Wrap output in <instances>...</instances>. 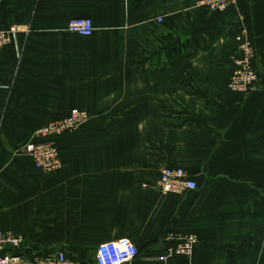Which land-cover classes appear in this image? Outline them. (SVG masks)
<instances>
[{
  "label": "crops",
  "instance_id": "1",
  "mask_svg": "<svg viewBox=\"0 0 264 264\" xmlns=\"http://www.w3.org/2000/svg\"><path fill=\"white\" fill-rule=\"evenodd\" d=\"M198 1L0 0V31L18 28L0 48V229L21 239L5 254L94 264L99 244L128 238L142 264L172 231L197 242L169 262L264 264V0ZM77 17L89 36L67 30ZM242 32L247 96L227 87ZM74 108L89 117L52 139L61 167L36 169L23 146ZM164 167L197 188L162 194Z\"/></svg>",
  "mask_w": 264,
  "mask_h": 264
},
{
  "label": "built area",
  "instance_id": "2",
  "mask_svg": "<svg viewBox=\"0 0 264 264\" xmlns=\"http://www.w3.org/2000/svg\"><path fill=\"white\" fill-rule=\"evenodd\" d=\"M236 0H200L198 7L208 12L223 11L233 5ZM158 21H161L158 19ZM67 30L83 36L92 33L93 26L90 18L77 17L67 22ZM18 31L17 26H11L6 31H0V48L13 40ZM239 43L240 57L235 61L227 87L232 92L247 96L256 86L258 75L254 68L255 52L251 39L242 32L236 36ZM89 115L79 109H72L69 114L58 120L51 121L37 129L34 133L36 141L23 146L22 154L28 156L34 167L43 172H54L61 167L59 151L52 139L67 132L76 131ZM162 194H182L195 190L196 183L190 179L181 168H161L159 176L154 183ZM167 243L166 252L157 256L153 261L142 264H176L169 262V258L188 256L197 242L194 234L180 235L169 231L162 237ZM21 242L20 237L3 232L0 229V264H89L84 260L69 258L63 251H56L35 261H29L12 253L5 254L6 248L16 249ZM138 248L128 238L108 241L98 245L94 256V264H136Z\"/></svg>",
  "mask_w": 264,
  "mask_h": 264
},
{
  "label": "trees",
  "instance_id": "3",
  "mask_svg": "<svg viewBox=\"0 0 264 264\" xmlns=\"http://www.w3.org/2000/svg\"><path fill=\"white\" fill-rule=\"evenodd\" d=\"M168 56H170V55L168 54Z\"/></svg>",
  "mask_w": 264,
  "mask_h": 264
}]
</instances>
